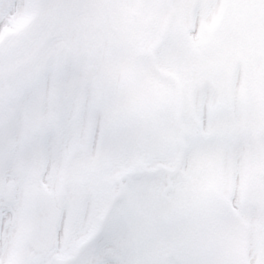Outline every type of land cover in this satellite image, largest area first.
I'll list each match as a JSON object with an SVG mask.
<instances>
[{"label":"snow or ice","instance_id":"1","mask_svg":"<svg viewBox=\"0 0 264 264\" xmlns=\"http://www.w3.org/2000/svg\"><path fill=\"white\" fill-rule=\"evenodd\" d=\"M0 264H264V0H0Z\"/></svg>","mask_w":264,"mask_h":264},{"label":"rangeland","instance_id":"2","mask_svg":"<svg viewBox=\"0 0 264 264\" xmlns=\"http://www.w3.org/2000/svg\"><path fill=\"white\" fill-rule=\"evenodd\" d=\"M123 251L130 255L138 252L142 246V241L134 224H126L119 242Z\"/></svg>","mask_w":264,"mask_h":264}]
</instances>
